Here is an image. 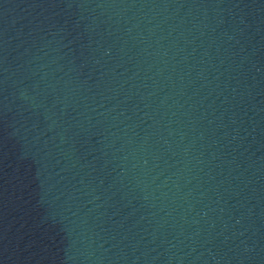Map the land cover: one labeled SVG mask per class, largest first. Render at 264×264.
Segmentation results:
<instances>
[{
  "label": "water",
  "instance_id": "1",
  "mask_svg": "<svg viewBox=\"0 0 264 264\" xmlns=\"http://www.w3.org/2000/svg\"><path fill=\"white\" fill-rule=\"evenodd\" d=\"M0 264H264V0H0Z\"/></svg>",
  "mask_w": 264,
  "mask_h": 264
}]
</instances>
